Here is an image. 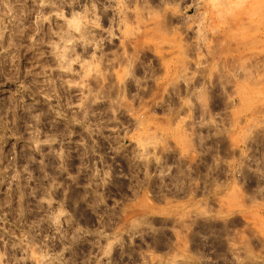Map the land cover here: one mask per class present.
<instances>
[{"label": "rangeland", "instance_id": "obj_1", "mask_svg": "<svg viewBox=\"0 0 264 264\" xmlns=\"http://www.w3.org/2000/svg\"><path fill=\"white\" fill-rule=\"evenodd\" d=\"M0 264H264V0H0Z\"/></svg>", "mask_w": 264, "mask_h": 264}]
</instances>
